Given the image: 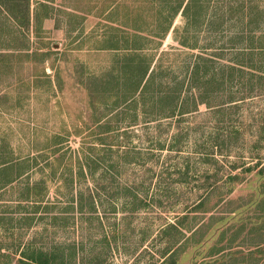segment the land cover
<instances>
[{"label":"rangeland","instance_id":"374dc122","mask_svg":"<svg viewBox=\"0 0 264 264\" xmlns=\"http://www.w3.org/2000/svg\"><path fill=\"white\" fill-rule=\"evenodd\" d=\"M114 1L52 0L38 12L53 7L56 24L36 30L20 28L4 4L22 16L29 3L34 17L37 0H0V262L21 264L32 251L66 264L264 262L255 253L257 243L264 249V78L229 82L220 73L240 47L230 0L210 2L218 31L186 32L181 16L151 47L154 64L161 57L173 67L164 80L178 92L173 106L139 99L113 112L104 75L114 54L89 50ZM200 55L212 77L205 103L185 71ZM170 108L174 116H157Z\"/></svg>","mask_w":264,"mask_h":264},{"label":"trees","instance_id":"16d2710c","mask_svg":"<svg viewBox=\"0 0 264 264\" xmlns=\"http://www.w3.org/2000/svg\"><path fill=\"white\" fill-rule=\"evenodd\" d=\"M136 1L133 0L131 5H125L122 9L121 3H118L115 13L117 19L114 21L116 27L111 28L110 39L105 40L104 45L100 46V49H109L115 52V59L110 70L104 75V90H108L110 85L111 91L117 99L113 105V112L122 108L124 104L134 105L139 102V99L142 102L150 99L152 108L163 110L169 108L171 104L173 106L178 92L175 87H168L169 85L164 83L166 78L172 76L173 67H164L161 57L154 64L156 59L154 54H150V49L161 46L162 41L173 30L174 22L180 12L187 21L186 32L191 28H194L197 33L206 30L218 31L223 24L217 18L213 21L210 17L209 6L212 0H196L194 3L192 0H149L148 6L147 3L146 6L136 4ZM28 8L27 5L25 13H28ZM7 10L14 14L11 7H7ZM228 12L230 18L237 22L236 26L240 27L239 33L231 38V41L237 40L235 43L239 44L240 47L236 51L238 55L235 54L233 59L229 60L232 64L225 66L220 73L224 77L226 70L229 71V82L247 77V83L251 84L254 78L260 80L264 78V9L259 7L257 0H230ZM147 14H153L154 22H150ZM175 32L176 29L173 30V34ZM246 32H248V39L246 46H244L241 40L245 37ZM188 44L187 40L181 42L184 47L199 48L195 45L190 47ZM256 57L260 59L259 64L255 63ZM159 61L160 63H158ZM209 62V59L200 55L195 57L192 66L185 68L189 89L197 90L198 97L194 96L201 98L200 103H205L202 97L207 96L210 90L208 88L212 83V77L209 76ZM174 80L176 81V78ZM175 85L178 87L180 82L175 83ZM261 86L264 92V85L261 84ZM252 90L250 89V91ZM123 96L124 98H122ZM236 101L234 97H230V102ZM169 110L172 113H158L157 116L163 118L174 116V110L172 108ZM263 173L262 171V175ZM237 177L238 175H235L232 179ZM261 205H263L262 201L259 203V206ZM262 209L264 210V205ZM169 228L176 229L174 225H170ZM261 242H264V238ZM257 244L255 253L264 255V249L258 248L260 244ZM169 254L171 259L175 256L172 251L167 252L165 256ZM24 256V259H19V263L66 264L64 260L58 261L43 251H32L29 254L25 253ZM8 262L5 261V264ZM260 264H264V262Z\"/></svg>","mask_w":264,"mask_h":264},{"label":"crops","instance_id":"0c3cea01","mask_svg":"<svg viewBox=\"0 0 264 264\" xmlns=\"http://www.w3.org/2000/svg\"><path fill=\"white\" fill-rule=\"evenodd\" d=\"M47 2L48 3L50 2V4H51L52 3V0H37L36 6L38 8L36 7L34 17H32V15L30 13V4L29 3L27 4L28 7H29L28 8V13L27 12L25 13V10L27 9L26 8V9L23 10L22 16H17L16 15L14 6L6 5L7 4L6 3V4H4V7L6 9H7V7H11V9L14 12V14H11L8 11L9 14H10V17L13 18V21L18 26H20V28L28 27L30 29L31 26H33L34 28H36V30H38V29L40 30L42 28V25L43 26L45 25L46 27L48 26V28H51V27L53 28V24L54 23L56 24V21L54 19L53 13H52V8L53 7H51V11L48 14L42 15V13L38 12L40 8H43V7L49 8L48 6H46V5H48ZM119 2H120L119 0H116L113 3H111V5H109L105 10H103V15H105V17L103 18V21L106 23V25H104V27H105L104 33L100 34V36H99V37H102V40H98L97 41L98 42V47H94L92 50H89L90 52H96V53L112 52L113 54L115 53L113 50L100 49V46L101 45L102 46L104 45L103 43L105 42V40H109L110 39L111 28L112 27H116V23H114V21L117 19L115 13H116V6L118 5ZM120 3H121L122 6L125 5V4H122V1ZM72 10H75V12H77V14H82L83 16H86L87 15V13H82L81 11H79L76 8H74ZM82 15H81V17H82ZM72 16H74V15H72ZM178 16L179 17H177V18H180L182 16L181 15V12H180V14ZM77 17H78V20H77L78 21V25H77V29L75 28V31L76 32L79 31L82 34V31H83V24H82L83 23V19H82V22L80 23V19L81 18L79 16H77ZM177 18H176V20H177ZM176 20H175V22H176ZM175 22H174V25H173V30L176 27ZM12 24H13V28H14V23H12ZM67 24H69V22ZM62 28H64V27H62ZM25 50L29 54L34 53V50H32L31 47H27V49H25ZM0 52H2L1 49H0ZM13 52H22V50H14ZM45 61H46V58L44 59V62Z\"/></svg>","mask_w":264,"mask_h":264}]
</instances>
